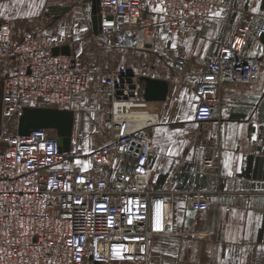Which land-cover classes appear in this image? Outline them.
<instances>
[{"label":"built area","instance_id":"1","mask_svg":"<svg viewBox=\"0 0 264 264\" xmlns=\"http://www.w3.org/2000/svg\"><path fill=\"white\" fill-rule=\"evenodd\" d=\"M229 1L99 0L98 37L107 47L148 50L156 27L174 33L198 28L210 18H225ZM248 29L246 17L212 60L187 57L181 43L175 53L164 54L175 74L194 89L195 121L218 117L224 86L258 80V59L240 51ZM55 46L42 29L17 39L0 24V58L12 63L1 77V125L19 117L24 102L39 100L68 109L74 93L86 86L87 74L77 69L71 56L54 54ZM101 81L112 108L123 104L129 110L142 98L143 89L126 72L104 73ZM116 112L103 120L110 138L88 154L85 170L60 151L53 129L0 133V264L145 263L152 237L186 236L173 220L172 196L148 184V162L156 149L147 146L146 129L156 116L134 126L143 113ZM204 165L211 161L206 159ZM186 204L208 208L207 198L196 191L187 195Z\"/></svg>","mask_w":264,"mask_h":264},{"label":"crops","instance_id":"2","mask_svg":"<svg viewBox=\"0 0 264 264\" xmlns=\"http://www.w3.org/2000/svg\"><path fill=\"white\" fill-rule=\"evenodd\" d=\"M94 1L0 0V24L7 25L10 34L21 39L27 32L42 29L56 47L67 46L77 69L87 74L86 86L74 93L68 108L73 112L68 158L82 170L88 168V157L73 156L75 136L84 132L95 146L101 145L110 138L100 131L103 120L111 112L121 110L119 105L111 107L97 72L96 77H90L86 69L78 65L89 56L100 63L113 56L107 53L111 50L106 49L111 47L93 33ZM229 5L225 18L216 16L198 28L184 29L188 31L184 54L212 60L218 55L220 45L231 41L242 19L249 17V29L240 51L242 55L258 59L259 77L251 85L224 86L216 119L194 120L198 98L191 83L173 73L169 62L161 61L148 68L144 63L138 72L139 77L168 83L165 100L141 98L132 107L157 118L146 129L147 146L156 149L148 162V184L153 191L172 196L173 220L186 236L152 237L145 263L109 264H264V250L258 248L264 246V40L257 37L264 19V0H230ZM157 30L160 27H156L155 34ZM160 46L153 48L161 51ZM88 47L95 50L88 54ZM100 47H103L102 52ZM175 48L172 46L169 50L175 53ZM0 60V68H7L4 74L12 63ZM117 69L120 73L131 72ZM148 69L149 73L145 72ZM28 105V102L23 103V106ZM13 119L16 125L17 119ZM206 159L211 165H204ZM195 191L207 198V209L187 206V195ZM168 207L164 206L165 219L169 217Z\"/></svg>","mask_w":264,"mask_h":264},{"label":"rangeland","instance_id":"3","mask_svg":"<svg viewBox=\"0 0 264 264\" xmlns=\"http://www.w3.org/2000/svg\"><path fill=\"white\" fill-rule=\"evenodd\" d=\"M159 27H160V30H157L155 37H154L155 40H153V44L151 45L150 49H148L147 53L142 52L143 50L137 51V50L129 49V50L125 51V50H114L111 48H106V49L111 50V53H109V51H107V53L112 54L113 56L110 59H106L104 63L103 62L100 63L99 60L97 61L96 59H94V57L89 56L84 60V62H81V63L78 62V65L82 69H86V71L89 73L90 77H93V76L96 77L95 73L97 72V76L99 79H101V76L106 72H109V71L116 72L118 70L117 69L118 67L121 69L131 70V73L129 71H126V73H128V74H130V76L134 77L135 82H136L139 90H141V88H143V85L138 80V77H139L138 72L140 70V66L144 65V63H145L147 68H148L149 65L154 66V64H157V65L161 64V61H164V59H165L164 54L167 51H169L170 47L174 46L177 48V45H179L180 43L182 45L185 44L184 38L186 37V34L188 32V31L187 32L184 31L185 28H181L177 32L172 33V31H170V29H168V27H166V26L162 27V25H161ZM45 35L48 36L46 33H45ZM153 45L154 46L161 45L160 47L162 50L159 51L158 50L159 48H155V50H154ZM94 47H88L89 51H87V53L88 54L91 53L90 51L93 52V50H95ZM176 48L174 50H176ZM102 49H103V47H100L99 50L102 52ZM115 57H118V58L115 59ZM146 66H144V67H146ZM97 67H98V70H97ZM6 69L7 68H4V66H3V68L2 67L0 68V93H1V77L10 70V69L7 70V72H5L3 74L4 70H6ZM171 70H172V68H171ZM149 71H150V69H148L145 72L149 73ZM123 72H125V71H123ZM172 72L175 73L173 70H172ZM116 73H120V71H118ZM28 103H29L28 106H30V107H33V106L54 107V105H52L51 103H45V102H42L39 100L29 101ZM71 104H72V100H71L69 107H71ZM132 106H134V105H132ZM125 107L126 106L123 104L119 105V108L121 110L117 111L116 113H125L126 111L140 113L138 110L134 109L133 107L129 110H126ZM142 118L143 117L141 116V118H139V119L141 120ZM100 131L103 134H105L106 136H107V134L109 135V133H108L109 129L106 126H104L103 123L100 126ZM15 132H16V125H15L14 119H10L8 122L3 124V132H2L3 136L12 135ZM81 133H82V135L78 134L75 136V141H74L75 150L73 152V156H75V157L76 156L77 157L78 156L79 157H88V154L96 146H95V143H92L91 141L88 140V137L85 136L86 134H84V132H81ZM0 145H1V142H0ZM98 146H100V145H98Z\"/></svg>","mask_w":264,"mask_h":264},{"label":"water","instance_id":"4","mask_svg":"<svg viewBox=\"0 0 264 264\" xmlns=\"http://www.w3.org/2000/svg\"><path fill=\"white\" fill-rule=\"evenodd\" d=\"M98 6L99 0H95L91 10V25L93 33L95 35H97L99 31ZM259 39L263 41L264 36L260 35ZM53 53H60L67 56L70 55L67 46L54 47ZM138 80L143 85L142 98L144 100H165L168 90V83L166 81L147 76L138 77ZM35 128H46L55 130L60 151L63 153L70 152L73 128L72 111L56 107L23 106L22 113L17 118L16 133L19 135H24L27 134L31 129ZM93 264L100 263L94 262Z\"/></svg>","mask_w":264,"mask_h":264},{"label":"bare ground","instance_id":"5","mask_svg":"<svg viewBox=\"0 0 264 264\" xmlns=\"http://www.w3.org/2000/svg\"><path fill=\"white\" fill-rule=\"evenodd\" d=\"M122 105V104H121ZM136 106V105H135ZM152 111V110H151ZM142 112V111H141ZM148 112V111H147ZM141 116L143 117L141 120L139 119V118H141ZM139 118H138V120H136L135 121V125L134 126H138V125H141V124H144L145 122H146V120L147 119H149V118H153L152 116H151V114L149 115V113L148 114H142ZM48 132L49 133H53L54 131L53 130H51V129H49L48 130ZM166 205V204H165ZM164 205V206H165ZM168 205V204H167ZM169 208V207H168ZM163 209H164V207H163ZM169 213V212H168Z\"/></svg>","mask_w":264,"mask_h":264},{"label":"snow or ice","instance_id":"6","mask_svg":"<svg viewBox=\"0 0 264 264\" xmlns=\"http://www.w3.org/2000/svg\"><path fill=\"white\" fill-rule=\"evenodd\" d=\"M171 154V153H170ZM229 174H231V173H229Z\"/></svg>","mask_w":264,"mask_h":264}]
</instances>
